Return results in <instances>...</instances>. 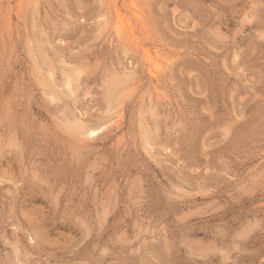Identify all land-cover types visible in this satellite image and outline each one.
Masks as SVG:
<instances>
[{"label":"rangeland","instance_id":"obj_1","mask_svg":"<svg viewBox=\"0 0 264 264\" xmlns=\"http://www.w3.org/2000/svg\"><path fill=\"white\" fill-rule=\"evenodd\" d=\"M0 264H264V0H0Z\"/></svg>","mask_w":264,"mask_h":264},{"label":"bare ground","instance_id":"obj_2","mask_svg":"<svg viewBox=\"0 0 264 264\" xmlns=\"http://www.w3.org/2000/svg\"><path fill=\"white\" fill-rule=\"evenodd\" d=\"M117 18H118V27L120 26V27H126V24H125V19L123 18V15L121 14V13H118V15H117ZM130 24V23H129ZM129 26V25H128ZM116 27V26H115ZM129 31V30H128ZM130 32V31H129ZM149 54V53H148ZM150 57V56H149ZM152 63V62H151ZM154 67H156V66H154ZM158 67V66H157ZM126 81V80H125ZM54 87V86H53ZM68 128V127H67ZM92 133H94V130L92 131ZM14 141V140H13ZM55 190V189H54Z\"/></svg>","mask_w":264,"mask_h":264}]
</instances>
